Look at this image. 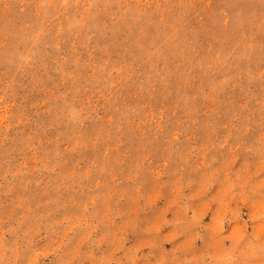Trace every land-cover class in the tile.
Returning a JSON list of instances; mask_svg holds the SVG:
<instances>
[{"label": "rangeland", "instance_id": "374dc122", "mask_svg": "<svg viewBox=\"0 0 264 264\" xmlns=\"http://www.w3.org/2000/svg\"><path fill=\"white\" fill-rule=\"evenodd\" d=\"M0 264H264V0H0Z\"/></svg>", "mask_w": 264, "mask_h": 264}]
</instances>
